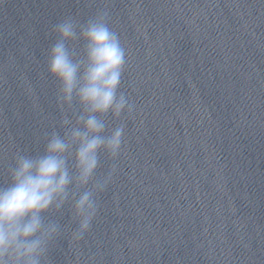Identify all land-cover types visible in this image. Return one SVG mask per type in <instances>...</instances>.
Here are the masks:
<instances>
[{
  "label": "clouds",
  "instance_id": "9594fccd",
  "mask_svg": "<svg viewBox=\"0 0 264 264\" xmlns=\"http://www.w3.org/2000/svg\"><path fill=\"white\" fill-rule=\"evenodd\" d=\"M109 19L103 9L84 23L67 16L51 28L55 40L47 51V72L58 83L61 109H70L75 102L80 112L74 122L63 118L68 127L63 135L55 130L49 134L43 154L15 155L10 181L0 187V264H48L47 254L61 225L46 220L45 214L59 211L70 199L78 221L72 239H82L97 216L95 196L116 171L113 164L106 176L95 179L100 154L118 158L125 135L124 123L108 131L105 118L111 114L120 119L135 110V104L118 92L126 49Z\"/></svg>",
  "mask_w": 264,
  "mask_h": 264
}]
</instances>
